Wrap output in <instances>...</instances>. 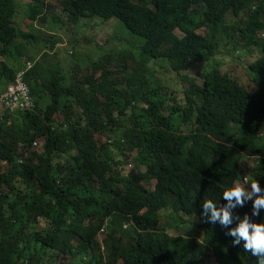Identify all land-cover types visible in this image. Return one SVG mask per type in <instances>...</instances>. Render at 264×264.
I'll use <instances>...</instances> for the list:
<instances>
[{
	"label": "trees",
	"instance_id": "16d2710c",
	"mask_svg": "<svg viewBox=\"0 0 264 264\" xmlns=\"http://www.w3.org/2000/svg\"><path fill=\"white\" fill-rule=\"evenodd\" d=\"M28 1L26 24L22 8L0 0V56L15 60H0V82L31 63L35 100L0 109V264H258L201 203L223 204L246 159L258 162L248 180L264 188V0ZM58 4L68 25L120 20L140 56L66 68L62 38L33 29L64 24ZM221 40L257 53L242 76L222 72ZM150 60L175 78H155ZM245 213L251 201L233 210Z\"/></svg>",
	"mask_w": 264,
	"mask_h": 264
},
{
	"label": "rangeland",
	"instance_id": "374dc122",
	"mask_svg": "<svg viewBox=\"0 0 264 264\" xmlns=\"http://www.w3.org/2000/svg\"><path fill=\"white\" fill-rule=\"evenodd\" d=\"M16 4L18 9L22 8L20 11V17L18 20L22 18V21H26V24L31 21L28 18L29 8L25 4L29 3L28 0H13ZM26 8V9H24ZM55 11L57 16H60L64 24H55L52 19H49L48 22L45 25L40 26V21H34L35 27L33 28L37 33H42L41 39L48 38L49 35L56 36L58 38H62V48L61 53L59 57L61 58L62 62L66 66V68H69L71 65L73 67L77 68H83L86 67L90 62L96 61L100 57L104 56L107 53H112L116 56L115 62L118 64L119 62V53H127V55L132 56L133 59H138V55L140 56L141 50L140 46L133 47L131 44H140L141 40L133 35L125 26L124 24L116 19L112 18L108 21H101L102 19L99 18H82L77 26L68 25L67 23V15L64 12L63 8L58 4L55 7ZM23 24V22H22ZM262 37H264V32L260 34ZM68 40V41H67ZM45 44V43H44ZM220 44H222L223 54H221V63L220 68L222 72L224 73H231L234 71V74L236 76H242L243 72H245V66H247L251 60L252 57L257 56V53L247 57L248 55H251L254 53L255 50H248L245 47H239L234 50V52L230 51L227 46L225 45V41L221 40ZM65 48H68L69 50L75 49L76 54L71 55L68 51H66ZM46 49V46L40 45L39 48L35 49L34 52L36 54V57H40V53L43 52V50ZM58 53V52H57ZM69 54V55H67ZM264 54V53H263ZM122 55V54H120ZM65 56V57H64ZM30 56H26L22 58L25 60L26 58H29ZM224 57L228 59L227 62L224 61ZM141 58V57H140ZM48 60L56 61V59L53 56L47 57ZM142 60H145L146 58H141ZM0 60H4L6 63L12 64L14 63V59L9 58H3L0 56ZM124 61V60H122ZM130 64H134V60H128ZM127 65L126 60L124 61ZM150 64V70L154 74L155 78H160L162 80H172L175 78V75L173 72L169 71L168 69L164 68H158V62H155V64L152 60ZM202 64H198V66H201ZM205 64H203L201 67H204ZM123 68V67H121ZM198 67H196L192 72H188V75H196ZM237 70V71H235ZM189 77V76H187ZM199 78V77H197ZM200 80V79H199ZM199 84H201V80L198 81ZM5 80H1L0 82V93L5 89ZM264 131V130H263ZM129 163L134 165V160L130 159ZM258 165V162L254 159H246L245 162L242 163V170L245 174V177L250 179L251 172L253 168H255ZM145 168H143L144 170ZM243 182V181H242ZM154 187V183L152 185ZM171 224L176 225V221H171ZM180 234H186L188 232H191L186 226H180L179 228ZM173 233H175L173 231ZM192 233V232H191ZM102 236L99 237V241H101ZM206 262V261H204ZM212 264V263H210Z\"/></svg>",
	"mask_w": 264,
	"mask_h": 264
},
{
	"label": "clouds",
	"instance_id": "9594fccd",
	"mask_svg": "<svg viewBox=\"0 0 264 264\" xmlns=\"http://www.w3.org/2000/svg\"><path fill=\"white\" fill-rule=\"evenodd\" d=\"M221 199L224 201L223 204L214 198L204 199L201 203V216L206 217L209 223H218L222 228L227 229L225 235L233 238L232 245H240L244 252H250L258 257V264H264V216L259 222L252 219L260 216L261 211L264 210V188L261 187L259 180L249 181L245 177L242 182L233 179L230 184L223 186ZM249 201H251V215L248 213L243 216L233 215L234 209L243 207Z\"/></svg>",
	"mask_w": 264,
	"mask_h": 264
},
{
	"label": "built area",
	"instance_id": "2783aa9c",
	"mask_svg": "<svg viewBox=\"0 0 264 264\" xmlns=\"http://www.w3.org/2000/svg\"><path fill=\"white\" fill-rule=\"evenodd\" d=\"M32 67L31 63L27 68L16 73L13 82L0 94V109L14 113L16 111L32 110L35 107V100L31 94L29 85L25 81V73Z\"/></svg>",
	"mask_w": 264,
	"mask_h": 264
}]
</instances>
